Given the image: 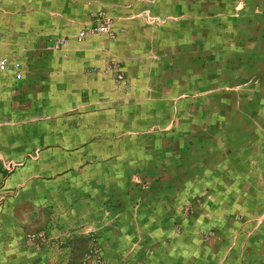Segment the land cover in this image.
I'll return each mask as SVG.
<instances>
[{
	"label": "crops",
	"instance_id": "obj_1",
	"mask_svg": "<svg viewBox=\"0 0 264 264\" xmlns=\"http://www.w3.org/2000/svg\"><path fill=\"white\" fill-rule=\"evenodd\" d=\"M0 57V264H264V0H0Z\"/></svg>",
	"mask_w": 264,
	"mask_h": 264
},
{
	"label": "built area",
	"instance_id": "obj_2",
	"mask_svg": "<svg viewBox=\"0 0 264 264\" xmlns=\"http://www.w3.org/2000/svg\"><path fill=\"white\" fill-rule=\"evenodd\" d=\"M110 29H111L110 21L108 19L103 18L102 22L99 25H97L95 28L85 30V31H80L77 35V39H78V41H81L88 36L107 35V34H109ZM64 45H65V42L57 43L54 46V49L58 50V49L62 48ZM9 69H11L14 72L15 79H17V80L21 79V74L19 72L18 66L17 65L11 66V64L8 63V60L6 58L0 57V73L6 72ZM119 78H120V76H119ZM42 237H43L42 234H40V235L38 234V236L36 238L41 239Z\"/></svg>",
	"mask_w": 264,
	"mask_h": 264
}]
</instances>
